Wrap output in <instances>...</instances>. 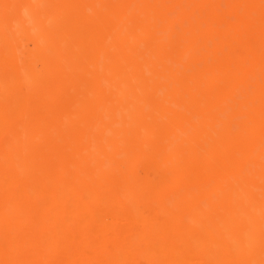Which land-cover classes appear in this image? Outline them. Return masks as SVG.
<instances>
[{
    "label": "bare ground",
    "instance_id": "6f19581e",
    "mask_svg": "<svg viewBox=\"0 0 264 264\" xmlns=\"http://www.w3.org/2000/svg\"><path fill=\"white\" fill-rule=\"evenodd\" d=\"M0 264H264V0H0Z\"/></svg>",
    "mask_w": 264,
    "mask_h": 264
},
{
    "label": "rangeland",
    "instance_id": "374dc122",
    "mask_svg": "<svg viewBox=\"0 0 264 264\" xmlns=\"http://www.w3.org/2000/svg\"><path fill=\"white\" fill-rule=\"evenodd\" d=\"M143 168H144V166H141V167L139 168V170H138V172H139L140 175H143V174H144V173H143V172H144V171H143V170H144ZM137 230H138V229L135 228V231H137Z\"/></svg>",
    "mask_w": 264,
    "mask_h": 264
}]
</instances>
